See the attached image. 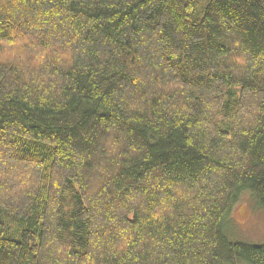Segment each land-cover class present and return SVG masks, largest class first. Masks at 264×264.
<instances>
[{
    "label": "trees",
    "instance_id": "16d2710c",
    "mask_svg": "<svg viewBox=\"0 0 264 264\" xmlns=\"http://www.w3.org/2000/svg\"><path fill=\"white\" fill-rule=\"evenodd\" d=\"M264 0H0V264H264Z\"/></svg>",
    "mask_w": 264,
    "mask_h": 264
},
{
    "label": "rangeland",
    "instance_id": "374dc122",
    "mask_svg": "<svg viewBox=\"0 0 264 264\" xmlns=\"http://www.w3.org/2000/svg\"><path fill=\"white\" fill-rule=\"evenodd\" d=\"M239 198L228 219L229 239L249 245H263L264 212L256 208L247 194H243Z\"/></svg>",
    "mask_w": 264,
    "mask_h": 264
}]
</instances>
